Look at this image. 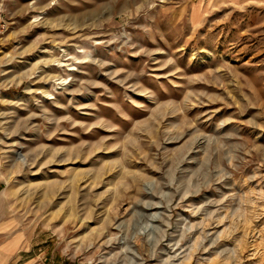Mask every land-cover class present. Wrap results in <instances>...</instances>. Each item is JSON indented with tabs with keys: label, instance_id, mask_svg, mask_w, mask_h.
<instances>
[{
	"label": "rangeland",
	"instance_id": "obj_1",
	"mask_svg": "<svg viewBox=\"0 0 264 264\" xmlns=\"http://www.w3.org/2000/svg\"><path fill=\"white\" fill-rule=\"evenodd\" d=\"M1 223L33 264H264V0H0Z\"/></svg>",
	"mask_w": 264,
	"mask_h": 264
},
{
	"label": "crops",
	"instance_id": "obj_2",
	"mask_svg": "<svg viewBox=\"0 0 264 264\" xmlns=\"http://www.w3.org/2000/svg\"><path fill=\"white\" fill-rule=\"evenodd\" d=\"M9 224H0V264H33L31 250L26 249V235L5 234Z\"/></svg>",
	"mask_w": 264,
	"mask_h": 264
},
{
	"label": "bare ground",
	"instance_id": "obj_3",
	"mask_svg": "<svg viewBox=\"0 0 264 264\" xmlns=\"http://www.w3.org/2000/svg\"><path fill=\"white\" fill-rule=\"evenodd\" d=\"M192 17H194V19L198 18V14H192ZM19 155L21 156L20 152H18ZM21 161H24V157L21 156ZM108 218L109 221H111V218L107 215L106 219ZM142 224L147 225L148 224V219L146 217H144L143 215H141L140 217L137 216V214L133 215V218L131 219V223L129 224V227H131L132 229L141 227ZM138 240L139 237H136ZM192 258V253L188 254L187 256L184 257V260L180 263V264H189ZM211 264H217V261L211 259Z\"/></svg>",
	"mask_w": 264,
	"mask_h": 264
}]
</instances>
